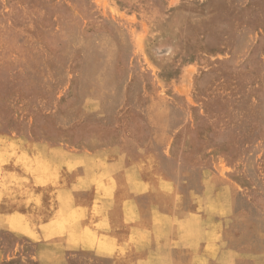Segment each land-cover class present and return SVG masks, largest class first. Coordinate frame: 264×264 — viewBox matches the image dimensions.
<instances>
[{
  "label": "rangeland",
  "instance_id": "obj_1",
  "mask_svg": "<svg viewBox=\"0 0 264 264\" xmlns=\"http://www.w3.org/2000/svg\"><path fill=\"white\" fill-rule=\"evenodd\" d=\"M56 239L264 264V0H0V250Z\"/></svg>",
  "mask_w": 264,
  "mask_h": 264
},
{
  "label": "crops",
  "instance_id": "obj_2",
  "mask_svg": "<svg viewBox=\"0 0 264 264\" xmlns=\"http://www.w3.org/2000/svg\"><path fill=\"white\" fill-rule=\"evenodd\" d=\"M72 247L63 246L62 243L57 241L53 244L40 243L37 246L36 256L38 258V264H68V250ZM6 257H4L5 252L0 250V264L1 260H6L5 264H9V252L6 251ZM101 256H106L105 253H100ZM4 257V258H2Z\"/></svg>",
  "mask_w": 264,
  "mask_h": 264
},
{
  "label": "bare ground",
  "instance_id": "obj_3",
  "mask_svg": "<svg viewBox=\"0 0 264 264\" xmlns=\"http://www.w3.org/2000/svg\"><path fill=\"white\" fill-rule=\"evenodd\" d=\"M53 165H54V164H53ZM93 181H94V180H93ZM95 193H96V192H95ZM25 194H26V193H25ZM35 199H37V198H35ZM24 200H26V199H23V201H24ZM26 201H27V200H26ZM26 201H25V202H26ZM28 201H29V200H28ZM34 201H35V200H34ZM14 210H15V209H14ZM16 212H17V211H15V214H16ZM95 212H96V211H95ZM12 214H13V212H12ZM15 214H13V215H15ZM63 216H64V215H63ZM25 222H26V221H25Z\"/></svg>",
  "mask_w": 264,
  "mask_h": 264
}]
</instances>
